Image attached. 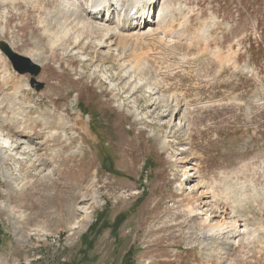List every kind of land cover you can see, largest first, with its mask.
<instances>
[{
  "label": "rangeland",
  "instance_id": "obj_1",
  "mask_svg": "<svg viewBox=\"0 0 264 264\" xmlns=\"http://www.w3.org/2000/svg\"><path fill=\"white\" fill-rule=\"evenodd\" d=\"M60 3L0 0V44L41 65L0 48V264H264V0H157L126 49Z\"/></svg>",
  "mask_w": 264,
  "mask_h": 264
},
{
  "label": "bare ground",
  "instance_id": "obj_2",
  "mask_svg": "<svg viewBox=\"0 0 264 264\" xmlns=\"http://www.w3.org/2000/svg\"><path fill=\"white\" fill-rule=\"evenodd\" d=\"M119 2H121V0H90V2H89L90 4H88V7H89V10L91 9V11H90L91 14H87V13L83 12V10L81 9L82 6H80V4H81L80 0H61L60 4H62L61 6H62V9L64 10L63 12H65V14H69V16L71 15V17L74 19L75 25H76V23H78L76 27H79V29H80L79 31H81V33L82 32L88 33L93 38L95 37V35L97 37H101V35H103V34L106 36L111 35V38H112L116 35V30L121 28L122 30H125L127 34H123V38L119 37L117 39L118 41L116 40L117 42L114 41L119 49H121L122 47L126 49V47L128 48V47L137 46V45L141 46V44L139 42L140 40H143V38L146 39L147 36H150V35L157 33V32H155L156 30H152L153 26L151 25V23H156V22H159L160 20H162V22H163L164 21L163 16L165 14V10L162 8L163 10H161L159 12V19L157 21H155V19H153V15L151 16V14H152V8L154 7V5H156L157 0H126L127 4H125V5L123 4L122 9L120 8L121 9L120 10L121 17L123 19L122 22L120 23V25L118 24L120 27L115 26V28H113L112 26H105V27L101 28V27H99L100 25L98 23H95L93 21L102 12L105 13L104 15H107V16L109 15V18H110L111 15H113V13H115L114 11L117 8V5L119 4ZM106 4L111 5L110 8H107L106 10L102 9V8H104V5H106ZM86 5H87V3H86ZM86 5H84V6H86ZM134 8H137L138 11L135 14H132L131 12H132V9H134ZM62 14H64V13H62ZM139 22H140V24H139ZM135 23L138 24V27L135 28L137 30L135 32L136 34H130V32H132L134 30V25H136ZM158 26H160V24H158ZM69 27H71V26L69 25ZM119 30L117 31V33L122 34ZM78 33H80V32H78ZM55 34H57V33H55ZM81 36H83V35H81ZM54 37L57 38L56 36H54ZM79 37L77 36L76 40H75V43L78 45H80V42H81V39ZM61 38H63V37H61ZM111 42L113 43V40ZM100 43H101V41H100ZM102 44H103V42H102ZM133 56L136 60H139L142 58V53L135 50L133 52ZM79 121L81 124V128L84 130V133L87 132L88 135H91L89 125L86 122L83 123L81 115H79ZM2 140H3L5 145H7L11 148H14V145L12 144L11 140H9L8 138H5V137H3ZM210 227L215 228L217 230H221L222 231L221 233L224 235L226 233L224 228L225 227H231V226L230 225L224 226L221 223L217 222L216 224L211 225ZM203 235H204V233H203Z\"/></svg>",
  "mask_w": 264,
  "mask_h": 264
},
{
  "label": "water",
  "instance_id": "obj_3",
  "mask_svg": "<svg viewBox=\"0 0 264 264\" xmlns=\"http://www.w3.org/2000/svg\"><path fill=\"white\" fill-rule=\"evenodd\" d=\"M1 50L11 61L13 69L19 74H31L37 76L41 72V65L34 62L30 57L20 54L17 51H14L7 43L2 42L0 44ZM110 158L107 157L105 161V169H111Z\"/></svg>",
  "mask_w": 264,
  "mask_h": 264
},
{
  "label": "trees",
  "instance_id": "obj_4",
  "mask_svg": "<svg viewBox=\"0 0 264 264\" xmlns=\"http://www.w3.org/2000/svg\"><path fill=\"white\" fill-rule=\"evenodd\" d=\"M106 228H111L112 229L113 227L110 226V225H106L105 223L102 224V226L100 227L101 230L106 229ZM118 229H119V227L118 228H114V232H117Z\"/></svg>",
  "mask_w": 264,
  "mask_h": 264
}]
</instances>
